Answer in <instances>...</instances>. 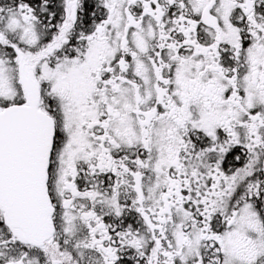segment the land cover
<instances>
[{"label": "snow or ice", "instance_id": "snow-or-ice-1", "mask_svg": "<svg viewBox=\"0 0 264 264\" xmlns=\"http://www.w3.org/2000/svg\"><path fill=\"white\" fill-rule=\"evenodd\" d=\"M0 264H264V0H0Z\"/></svg>", "mask_w": 264, "mask_h": 264}]
</instances>
